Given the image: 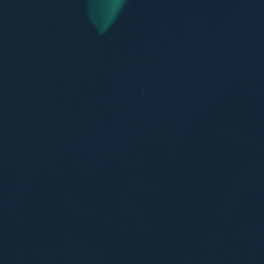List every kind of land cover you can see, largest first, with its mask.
<instances>
[{"label":"water","instance_id":"obj_1","mask_svg":"<svg viewBox=\"0 0 264 264\" xmlns=\"http://www.w3.org/2000/svg\"><path fill=\"white\" fill-rule=\"evenodd\" d=\"M0 264H264V0H0Z\"/></svg>","mask_w":264,"mask_h":264}]
</instances>
